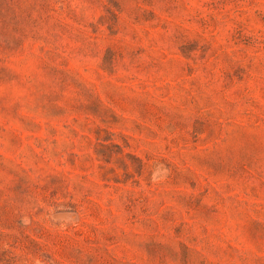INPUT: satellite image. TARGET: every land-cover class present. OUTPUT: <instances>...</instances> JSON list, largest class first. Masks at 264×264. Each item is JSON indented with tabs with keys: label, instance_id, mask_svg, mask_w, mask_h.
Here are the masks:
<instances>
[{
	"label": "rangeland",
	"instance_id": "1",
	"mask_svg": "<svg viewBox=\"0 0 264 264\" xmlns=\"http://www.w3.org/2000/svg\"><path fill=\"white\" fill-rule=\"evenodd\" d=\"M0 264H264V0H0Z\"/></svg>",
	"mask_w": 264,
	"mask_h": 264
}]
</instances>
